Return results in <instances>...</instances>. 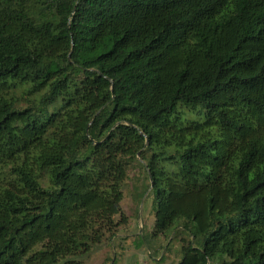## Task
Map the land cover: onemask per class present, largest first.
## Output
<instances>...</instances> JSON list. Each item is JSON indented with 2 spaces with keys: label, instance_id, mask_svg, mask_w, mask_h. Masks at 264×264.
<instances>
[{
  "label": "trees",
  "instance_id": "trees-1",
  "mask_svg": "<svg viewBox=\"0 0 264 264\" xmlns=\"http://www.w3.org/2000/svg\"><path fill=\"white\" fill-rule=\"evenodd\" d=\"M134 159L176 264H264V0H0V264H84Z\"/></svg>",
  "mask_w": 264,
  "mask_h": 264
},
{
  "label": "rangeland",
  "instance_id": "rangeland-1",
  "mask_svg": "<svg viewBox=\"0 0 264 264\" xmlns=\"http://www.w3.org/2000/svg\"><path fill=\"white\" fill-rule=\"evenodd\" d=\"M29 92V85L15 89L19 98L32 94ZM21 102L20 107L28 104L27 99ZM141 162L144 161L134 159L131 162L122 186V207L128 217L127 224L120 226L114 237L106 238L91 254L83 257L84 264H176L180 260L182 246L190 240V235L184 230L182 221L175 222L165 233L153 234V196ZM9 168L6 162L0 163V191L9 187L4 177ZM42 183L48 185L46 180ZM223 258L218 257L209 264H222Z\"/></svg>",
  "mask_w": 264,
  "mask_h": 264
},
{
  "label": "water",
  "instance_id": "water-1",
  "mask_svg": "<svg viewBox=\"0 0 264 264\" xmlns=\"http://www.w3.org/2000/svg\"><path fill=\"white\" fill-rule=\"evenodd\" d=\"M146 195H147V193H146Z\"/></svg>",
  "mask_w": 264,
  "mask_h": 264
}]
</instances>
